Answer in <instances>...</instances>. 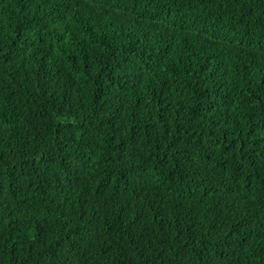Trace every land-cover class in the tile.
Wrapping results in <instances>:
<instances>
[{
    "label": "trees",
    "instance_id": "trees-1",
    "mask_svg": "<svg viewBox=\"0 0 264 264\" xmlns=\"http://www.w3.org/2000/svg\"><path fill=\"white\" fill-rule=\"evenodd\" d=\"M0 264H264V0H0Z\"/></svg>",
    "mask_w": 264,
    "mask_h": 264
}]
</instances>
